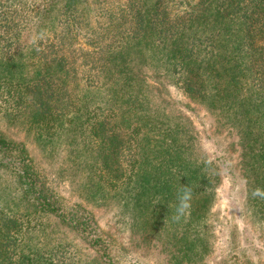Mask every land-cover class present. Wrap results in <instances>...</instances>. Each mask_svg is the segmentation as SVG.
<instances>
[{"label":"trees","instance_id":"trees-1","mask_svg":"<svg viewBox=\"0 0 264 264\" xmlns=\"http://www.w3.org/2000/svg\"><path fill=\"white\" fill-rule=\"evenodd\" d=\"M57 1L0 0V88L13 90L26 121L42 130L38 138L54 137L62 127L85 132L81 148L91 152L108 191L136 195L159 219L151 207L178 200L187 186V216L198 219L213 198L216 176L194 152L185 118L164 111L156 97L154 88L163 87L160 78L166 77L236 127L245 170L264 182V0H176L171 7L173 0H60L51 14ZM83 9L92 28L84 25ZM43 24L58 27L53 53H42L41 72L25 82L15 76L21 64L13 59L23 51L19 37L30 26L39 34ZM74 26L83 27L88 46L74 47ZM4 54L8 60H1ZM13 67L18 70L11 72ZM0 167L15 172L33 213L53 214L111 264L92 217L51 192L22 143L0 135ZM3 203L0 264H54L51 249L21 245L32 226L29 209L6 210Z\"/></svg>","mask_w":264,"mask_h":264},{"label":"rangeland","instance_id":"rangeland-1","mask_svg":"<svg viewBox=\"0 0 264 264\" xmlns=\"http://www.w3.org/2000/svg\"><path fill=\"white\" fill-rule=\"evenodd\" d=\"M175 1L169 3L170 7ZM60 3L57 1L51 14L57 13ZM83 11L84 25L92 28L94 22L89 11ZM74 27L79 31L72 33L74 47L88 46L83 27ZM37 28L25 29L26 33L19 37L22 55H15L13 59L21 64L20 75L15 76L25 82L35 78V72L41 70L42 53H53L51 47L56 43L54 32L58 27L43 24L39 34L43 32L44 38L33 44V36L39 35L34 31ZM31 48L35 50L30 51ZM9 55H1V60H8ZM18 69L13 67L11 72ZM147 79L157 85L150 75ZM160 81L163 87L154 88V92L164 101V111L185 118L194 152L210 162L216 176L213 198L204 216L198 219L189 218L187 213L179 220L174 219L178 200L168 205L161 201L158 203L161 208L154 204L151 208L158 211L159 219L158 216L153 218L136 195L124 194L121 189L108 191L99 181L101 173L95 168L91 152L85 153L81 148L86 133L62 127L55 131L54 137L38 138L42 130L26 121L20 105L11 95L13 90L11 94L6 93L5 87L0 88V135L24 145L39 176L63 204L78 205L92 217L97 233L108 246L111 264H264V199L251 195L254 188H264V182L256 179L257 172L245 170L242 155L245 148L236 127L200 99L183 93L170 78L161 77ZM21 191L15 172L0 167L3 206L6 210L12 207L20 212H26L25 209L31 212L28 218L32 226L30 224L21 243L22 247L23 244L28 246L23 247L24 250L51 249L56 253L54 264L108 263L85 235L49 212L33 213L32 205H26ZM185 246L191 249L185 251ZM181 247L184 257H181Z\"/></svg>","mask_w":264,"mask_h":264},{"label":"clouds","instance_id":"clouds-1","mask_svg":"<svg viewBox=\"0 0 264 264\" xmlns=\"http://www.w3.org/2000/svg\"><path fill=\"white\" fill-rule=\"evenodd\" d=\"M44 33L41 32L38 36H33L32 43L35 44L37 40L43 39ZM39 50V49H37ZM251 195L253 198L264 199V188L256 187L252 190ZM178 206L176 207V215L174 219L179 220L182 216L191 208L192 189L187 186H183L178 193Z\"/></svg>","mask_w":264,"mask_h":264}]
</instances>
